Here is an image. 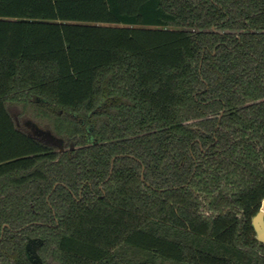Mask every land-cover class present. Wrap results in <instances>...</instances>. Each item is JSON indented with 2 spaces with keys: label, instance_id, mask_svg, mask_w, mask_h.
Wrapping results in <instances>:
<instances>
[{
  "label": "trees",
  "instance_id": "obj_1",
  "mask_svg": "<svg viewBox=\"0 0 264 264\" xmlns=\"http://www.w3.org/2000/svg\"><path fill=\"white\" fill-rule=\"evenodd\" d=\"M263 200L264 0H0V264H264Z\"/></svg>",
  "mask_w": 264,
  "mask_h": 264
},
{
  "label": "water",
  "instance_id": "obj_2",
  "mask_svg": "<svg viewBox=\"0 0 264 264\" xmlns=\"http://www.w3.org/2000/svg\"><path fill=\"white\" fill-rule=\"evenodd\" d=\"M25 124L29 129V132L42 140L43 142L51 145H55L59 148L60 151H64L66 148L67 142L63 137L56 135L50 129L40 126L36 121L32 119L25 120ZM74 147V143L71 142V148ZM116 156H114L115 158ZM253 226L256 230V238L264 243V200L259 211L254 215ZM8 225L5 223L4 226ZM42 242V239L39 237H32L26 243V251L33 261L34 264H46L43 262L41 256L38 253L39 244Z\"/></svg>",
  "mask_w": 264,
  "mask_h": 264
},
{
  "label": "flooded vegetation",
  "instance_id": "obj_3",
  "mask_svg": "<svg viewBox=\"0 0 264 264\" xmlns=\"http://www.w3.org/2000/svg\"><path fill=\"white\" fill-rule=\"evenodd\" d=\"M24 121V120H23Z\"/></svg>",
  "mask_w": 264,
  "mask_h": 264
},
{
  "label": "rangeland",
  "instance_id": "obj_4",
  "mask_svg": "<svg viewBox=\"0 0 264 264\" xmlns=\"http://www.w3.org/2000/svg\"><path fill=\"white\" fill-rule=\"evenodd\" d=\"M22 121V120H21Z\"/></svg>",
  "mask_w": 264,
  "mask_h": 264
}]
</instances>
